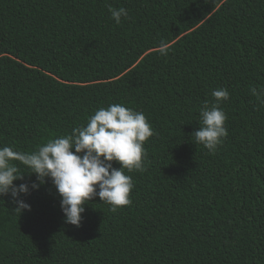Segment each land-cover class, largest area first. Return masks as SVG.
Instances as JSON below:
<instances>
[{"label":"trees","instance_id":"trees-1","mask_svg":"<svg viewBox=\"0 0 264 264\" xmlns=\"http://www.w3.org/2000/svg\"><path fill=\"white\" fill-rule=\"evenodd\" d=\"M218 88L212 154L192 133ZM261 91L264 0H0V147L30 153L111 104L154 131L116 212L95 197L68 224L50 179L21 196L30 211L0 197V264H264Z\"/></svg>","mask_w":264,"mask_h":264},{"label":"clouds","instance_id":"clouds-1","mask_svg":"<svg viewBox=\"0 0 264 264\" xmlns=\"http://www.w3.org/2000/svg\"><path fill=\"white\" fill-rule=\"evenodd\" d=\"M108 10L116 24L121 23L122 17H128V10L123 7L109 5ZM164 43L161 41L162 55H166ZM252 92L255 95L256 89ZM229 96L225 88L214 90L213 102H205L200 108L199 128L192 133L195 142L212 154L228 136L227 115L220 104ZM257 98L264 104V91ZM153 134L142 112L111 104L89 116L86 126L73 128L70 135L50 139L30 153L18 152L10 146L0 147V197L10 195L17 206L15 210L30 211L31 206L21 196L38 190L50 179L61 198L65 222L80 227L84 205L95 197L110 205L112 212L131 205L130 193L134 186L125 169L128 172L145 170L144 143ZM112 162L119 163L120 167H114ZM19 165L25 166L30 174H23ZM32 174L37 182L14 184Z\"/></svg>","mask_w":264,"mask_h":264}]
</instances>
